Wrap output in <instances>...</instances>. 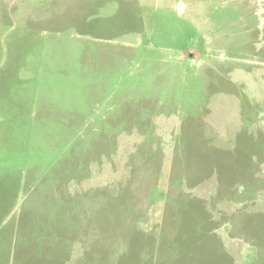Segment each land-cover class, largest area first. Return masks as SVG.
Wrapping results in <instances>:
<instances>
[{"label": "rangeland", "instance_id": "rangeland-1", "mask_svg": "<svg viewBox=\"0 0 264 264\" xmlns=\"http://www.w3.org/2000/svg\"><path fill=\"white\" fill-rule=\"evenodd\" d=\"M0 264H264V0H0Z\"/></svg>", "mask_w": 264, "mask_h": 264}, {"label": "crops", "instance_id": "crops-1", "mask_svg": "<svg viewBox=\"0 0 264 264\" xmlns=\"http://www.w3.org/2000/svg\"><path fill=\"white\" fill-rule=\"evenodd\" d=\"M83 243V242H82ZM83 261V259H81Z\"/></svg>", "mask_w": 264, "mask_h": 264}]
</instances>
